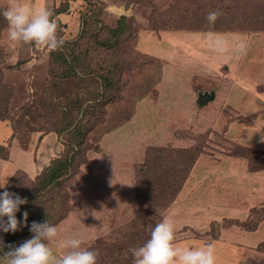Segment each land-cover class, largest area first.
<instances>
[{
    "label": "rangeland",
    "instance_id": "1",
    "mask_svg": "<svg viewBox=\"0 0 264 264\" xmlns=\"http://www.w3.org/2000/svg\"><path fill=\"white\" fill-rule=\"evenodd\" d=\"M7 1L0 0V8L16 2L10 0L6 5ZM237 1L240 3H234V7H238L237 12H232L233 17L244 19L245 29L239 27L243 30L240 31L242 35L238 32L236 36H226L192 35L190 31L202 30L195 28L206 27L198 23L207 20L208 12H224L232 6L227 3L236 2L234 0H47L49 3L46 4L51 6H67L66 11L58 16L59 22L58 19L55 22L63 44L79 41L82 21L90 13L99 14L107 25H114L117 17L125 16L133 35L142 37L138 46L131 36L107 53L96 51L94 54V50H89L91 61L85 64L92 67L108 57L120 63L119 82L124 96L121 103L107 107L103 123L90 133V141L86 139L91 150L85 158L81 157L78 147L71 152L65 148L78 120L74 119L72 127L57 134L55 129L59 128L60 119L51 114L50 108L55 99L53 91L64 92L70 96L64 106L67 107L65 112L69 113L68 107L73 102L81 105V114L85 113L86 104H81L83 95L77 89V83L72 79L63 84L58 81L56 76L62 69L58 68V60L55 67L51 66V49L31 42L9 41L7 21L0 16V69L5 72L2 83L13 90L8 111L15 120L23 105L31 106V112L17 120L16 133L9 120L0 121V143L8 146L9 152L7 161L0 162V186L10 182L4 190L12 185L16 190L13 193L26 197L41 172L61 156L63 148L71 153L70 157L77 156L64 182L71 209L56 225L58 234L61 238L82 236L81 247L96 251V264H125V261L133 260L130 249L147 240L151 230L147 229L149 222H158L168 210L158 214L157 220L156 194L150 195V202H154L151 205L147 199L139 204L136 200L132 186L145 150L158 147L152 144L165 142L174 150L189 146L191 154L184 156L191 160L195 157L193 154H200L192 169L186 157L175 155L179 161L175 164L173 161L164 162L157 172L159 187L163 189L171 185L169 179H175L177 187L187 178L177 196L178 205L168 217L174 226H192L193 229L180 230L176 240L179 243L174 246L203 248L211 245L215 264H264V225L258 228L255 236H240L233 232L246 230L248 233L246 228L249 226H242L248 211L257 208L253 210L256 220L263 214L258 207H264V171L250 174L246 167V161H250L253 169H264V0ZM18 2L31 8L46 7L43 0ZM230 18L233 19L229 13L224 14L226 21ZM233 20L232 26H237L239 20ZM93 28L88 27V30ZM162 30L167 33L181 31L182 34L154 36V32ZM217 38L225 42L226 51L223 53L215 51L210 44ZM167 41L174 42L175 50L172 42L169 48L177 55L174 61L165 58L169 67L161 64L163 62L158 58L161 56L149 50L154 44L159 51ZM241 45L244 46L242 52L239 51ZM61 47L62 44L58 48ZM163 48L161 52H169V48ZM80 49L81 46L78 52ZM60 53L69 60V51ZM165 78L171 79L160 88ZM186 88H189L191 101L184 106L185 109L182 106V116L171 117L174 122L169 131L162 132L166 128L163 107L175 106L184 100L175 95L179 98L175 102L170 93L186 95ZM199 89L201 94L204 91L213 93V97L209 101L205 99L200 108L195 104L200 97ZM144 93L146 98H141ZM61 102L64 104L65 100L61 99ZM75 108L73 116L78 115ZM163 112L164 116H160ZM46 125H49L48 131ZM226 126L228 129L223 133ZM30 130L36 132L30 133ZM95 142L101 149L94 148ZM241 149L247 150L246 156L239 157L243 154ZM17 170L21 172L13 178ZM38 203L35 206L42 207L53 218L64 209L63 202L58 203L51 192ZM138 212L141 221L135 219ZM223 230L229 231L222 233ZM229 236L231 240H228ZM236 242L248 245L242 256L235 253L239 252L236 248L229 254ZM259 242L262 243L258 245ZM49 247L55 257L66 251L59 248L56 241Z\"/></svg>",
    "mask_w": 264,
    "mask_h": 264
},
{
    "label": "trees",
    "instance_id": "2",
    "mask_svg": "<svg viewBox=\"0 0 264 264\" xmlns=\"http://www.w3.org/2000/svg\"><path fill=\"white\" fill-rule=\"evenodd\" d=\"M236 2H228L227 4L231 7L229 9H226V11H219V15L215 19L214 23H209L208 20L200 21L199 25H204L206 27L201 28H195V29H202V30H194L190 31L191 33H235L242 34L240 31H243L241 28L245 29V20L237 17L239 20V24L237 26H232L236 18L233 17V13L237 10V5L234 7V3L239 4L237 0H234ZM67 6L65 5L64 8H57L52 9L51 13L52 16L50 19H53L60 13H64L66 11ZM228 11V12H227ZM233 12V13H232ZM237 12V11H236ZM229 13L230 16L233 18L229 21H226L224 19V14ZM125 16H119L116 18L114 25H107L105 24L99 14H93L90 13L88 17L85 18V20L82 21V31L79 32L78 38L74 43H62L61 48H57L55 50H52L49 53V59L51 62V66L55 67L57 60L59 63L58 68L62 69V72L56 76L58 77V81L60 83H66L69 79H72L75 83H77V89L81 90V93L83 96H81V104H86V112L81 114V105L79 103L75 104L73 102H70V106L68 107L70 109L69 113H66L65 110H67V101L69 100V94H65L64 92H60L59 94L53 91V94L55 95V99H53L51 108V114H54L57 116L59 120V128L57 130L55 129L57 134H61V132L68 128L72 127L73 120L77 119L78 124L74 128L72 132V137L69 140V143L66 145L65 148L69 149L70 152L73 151L75 148L78 147V150L81 151V157L85 158V154L91 150V147H88L86 139L89 138L90 141V133L96 128V126L103 123L104 116L106 114V110L108 106H112L114 104L121 103L122 97L124 96V92L122 89L123 86L119 82V75L120 70L122 69V66L118 62H113L108 56V59H103L102 61H99V64H95L93 67L89 64H85L86 61H91L89 50H94V54L96 51L107 53L111 50V48L118 47L119 43L128 39H131V36L133 38V43L135 45H139L140 35H133L132 29L127 22L128 18ZM245 18V17H244ZM127 20V21H126ZM103 22V23H102ZM88 27H94L92 30H88ZM241 27V28H239ZM1 30V29H0ZM154 30V29H153ZM192 30V29H191ZM167 31V30H166ZM162 32H165L162 30ZM160 32H154L155 37H159V35L162 33ZM153 34V33H152ZM86 40V41H84ZM89 44V46H86V43ZM85 45L87 49L83 48ZM81 49L78 52V48ZM138 48V47H137ZM65 50L69 51V60L65 57V55L61 54V51ZM137 54L138 52H135ZM138 55V54H137ZM105 56V55H104ZM56 58V59H55ZM6 67L4 66V69ZM81 69L83 72L81 73L77 69ZM8 69V68H7ZM4 71L2 72L0 69V89L2 92H0V101L2 102V108H0V121L9 120L11 122V129L14 133L18 131V121L21 120L23 117L29 114L31 112V106L30 105H23L20 108V115L17 117V119H13V115L9 113L8 107L11 102V97L13 94V90L11 87H9L7 84L2 83ZM68 83V82H67ZM56 87V84H53ZM127 87V86H126ZM125 87V90H126ZM75 90V89H74ZM201 89H199L198 94L200 97H206V99L209 101L213 97V93L210 94L205 92L201 94ZM123 92V93H122ZM57 96V97H56ZM200 97L197 98L196 106L198 108L203 107L204 103L200 100ZM61 99H63V102L65 100L64 104H61ZM58 100V101H57ZM207 101V102H208ZM76 107V108H75ZM76 109L77 111L76 116H73L74 112L73 109ZM56 109V111H55ZM64 111V112H63ZM73 113V114H72ZM86 115L88 118L86 119ZM73 116V117H72ZM163 124H165V119ZM49 125H46L45 130H47V127ZM227 127V126H226ZM226 127L223 128V133L226 130ZM163 131H167V129H163ZM36 132L34 130H30V133ZM13 133V134H14ZM74 142V143H72ZM18 143V142H17ZM153 145V144H152ZM181 145V143L179 144ZM20 145H16L18 148ZM95 146L99 148L97 143H94ZM158 147L151 148L148 147L145 150V156L142 161V163L139 165V169L135 172L134 176V184H133V191L136 194V200L139 203L142 202V200L147 199L149 201V204H153L154 202H150V195L152 193L156 194L154 196L155 201L157 202L158 207H156V216L157 220H159L158 214L163 213L164 211L167 212L172 207L173 203L177 199L178 194L180 193L181 189L185 185V181L187 178L183 179L182 185H179L176 187V180L175 179H169L171 180V185H166V189L159 187L160 184V178L157 174L159 168L161 165H164V162L170 163L173 161V164H175L177 158L179 157H186L184 154H191L189 151V146L183 145L181 149L174 150L170 147H167V142L163 144L155 145ZM22 148V147H19ZM153 150V151H152ZM243 154L239 155V157H244L247 155V150L241 149ZM70 152H65L64 148L61 153V156L53 160L48 168L43 170L39 177L36 179L33 189L31 193H29L26 197L27 203L20 206V211L16 213L17 219L22 220V213L24 211H27L28 217H27V225L24 227H21L16 232H8V233H2L0 232V237H2L4 241L5 251L7 250V247L9 246H15L19 245L21 242H23L25 239L30 238L32 233L29 231V225L32 221L42 222L44 220H47L49 223L57 225L65 216L67 212L71 209L70 205L68 204V193L66 191L65 185V179H67L69 171L71 170L72 165L74 164V160L77 156L74 158L70 157ZM178 155L177 158L174 156ZM191 156V155H190ZM193 159H189V156L186 157V160L189 161V166L192 169L193 164L197 160L198 156L200 154L197 152L193 154ZM9 157L8 152V146H4L0 144V162L7 161ZM264 157V155H263ZM249 158V157H248ZM246 167L247 171L249 173H256L264 171L263 168L260 169H253L250 161H246ZM21 171H16L13 175L14 176ZM188 175V174H187ZM186 175V176H187ZM132 180V179H131ZM133 181V180H132ZM10 183V182H9ZM9 183H5L4 188ZM12 186V185H11ZM7 188L9 192H15L16 190L14 188ZM164 187V186H163ZM176 187V188H175ZM4 188L1 190L3 191ZM175 188V189H173ZM0 190V191H1ZM11 190V191H10ZM52 193L55 197V200L58 201V203L63 202L62 206L64 207L63 211L60 213L59 216L53 218V216L49 215L46 210H44L40 206H35L39 204L38 202L40 199H43L47 196V194ZM152 197V196H151ZM153 198V197H152ZM154 207V206H153ZM257 208H251L248 211L247 219L244 223H242V226L245 224L249 227L246 228L248 232H255L258 230V228L264 223V207H258V209L263 210V214L260 217H257L256 220H254L253 216V210ZM139 212L136 214L135 219H138ZM162 219V217L160 216ZM134 219V220H135ZM142 218H139L138 220L141 221ZM160 221V220H159ZM158 221V222H159ZM253 221V222H252ZM149 222V227L147 229H152L156 223ZM234 223H239L238 221H233ZM227 223V221H226ZM264 225V224H263ZM241 226V227H242ZM143 227H146L145 225ZM183 230H187V228H184ZM245 230V229H244ZM151 232V230H150ZM149 232V235H150ZM246 232V230H245ZM148 235V237H149ZM147 237V239H148ZM261 244V243H260ZM258 244V245H260ZM125 261V260H124ZM132 261H125V264H132Z\"/></svg>",
    "mask_w": 264,
    "mask_h": 264
},
{
    "label": "clouds",
    "instance_id": "3",
    "mask_svg": "<svg viewBox=\"0 0 264 264\" xmlns=\"http://www.w3.org/2000/svg\"><path fill=\"white\" fill-rule=\"evenodd\" d=\"M219 11L207 13L208 22L214 23ZM0 16L7 21V38L11 42H24L42 45L55 50L63 40L58 37L57 25L50 19L52 13L46 7L31 8L18 2L0 8ZM213 49L219 53L226 51L225 42L219 38L210 41ZM239 51H244L241 45ZM0 188H4L0 186ZM27 203L26 198L8 190L0 191V232H16L27 225V211L18 220L16 213L20 206ZM32 235L19 245L9 246L5 251L4 241L0 237V264H96L97 253L94 249L81 247L82 236L61 238L56 225L47 220L32 221L28 226ZM56 241L58 247L66 250L55 257L49 245ZM175 231L173 221L164 216L151 229L148 239L133 247L130 252L132 264H215L211 245L203 248L174 246Z\"/></svg>",
    "mask_w": 264,
    "mask_h": 264
},
{
    "label": "crops",
    "instance_id": "4",
    "mask_svg": "<svg viewBox=\"0 0 264 264\" xmlns=\"http://www.w3.org/2000/svg\"><path fill=\"white\" fill-rule=\"evenodd\" d=\"M32 1V0H31ZM44 2H45V6H46V8L47 9H49L50 11L52 10V9H57L58 8V6H51V5H49V4H46V3H49V2H47V0H43ZM9 2H10V0H8L7 2H6V5H8L9 4ZM61 14V13H60ZM60 14H58L56 17H54L52 20H54L55 22H56V19H58V22H59V15ZM165 33H167V32H163V33H161V35L163 34H165ZM168 34H170L171 36H174V35H181L182 34V32L181 31H177V32H170V33H167V35ZM199 34H213V35H219V34H222V35H226V36H236V34L235 33H192V35H199ZM238 35H242V34H238ZM158 38V37H157ZM160 39V38H159ZM198 39V38H197ZM172 43H173V49H174V42L173 41H171ZM171 42H168L167 41V45L166 46H164V48L163 47H161V48H163V50H167V48H169V44L171 43ZM145 44H146V46H147V42H145ZM150 44H152V42H150ZM155 46L156 45H154V44H152V45H150L149 47V50H150V52L152 51L154 54H157V55H159V56H161L162 58H160V57H158L163 63H161V64H164V66L166 67H169L170 65H169V61H167V60H165V58H170V60L172 61H174V58H175V56H177L176 54L174 55L172 52H174V51H171L170 50V48L168 49V53L166 52V51H160L161 50V48H160V52H161V54H159V51H158V49H155ZM143 50H144V48H143ZM175 50V49H174ZM140 53H141V51H140ZM180 64L182 63V61H180L179 62ZM202 67V66H201ZM171 78H165V81L163 82V81H161V82H163V83H161L159 86H160V88H161V86L163 85V84H166L167 82H166V80H170ZM158 82H156V86H158V84H157ZM186 90H187V94L185 95L184 93H180L179 92V94L177 93V92H172V93H170V96H171V98L173 97V99H174V101L175 102H178V100H179V98L180 97H183L184 98V100H183V103H181V104H176L175 106H172L171 104L169 105V106H167V107H163V110H164V112H165V116H166V118H165V124H163L164 125V127H166V128H164V129H167V132L169 131V129L171 128V126L173 125V122L174 121H172L173 120V118L171 119V117H175V118H177V117H179V116H182V114H183V111H184V109H185V107L184 106H188V102H190L191 101V99H192V96L190 95V93L188 92L189 91V88H186ZM175 95H177L178 97H176ZM199 95V94H198ZM146 93H144V95L143 96H141V98H146ZM184 107V109H183V107ZM163 110H161V111H163ZM197 110V109H196ZM164 112H163V114H160V116H164ZM170 114H171V116H170ZM169 124V125H168ZM166 125H168V126H166ZM1 128V127H0ZM228 129V127L226 128V130ZM5 130V129H4ZM95 130V129H94ZM143 130V129H142ZM225 130V131H226ZM6 132H7V130H6ZM5 132V133H6ZM162 132H163V130H162ZM140 133V132H139ZM116 137H114L112 140H114ZM96 143V142H95ZM1 144V143H0ZM98 145V144H97ZM153 145H158V144H153ZM99 146V145H98ZM99 149H101L100 148V146H99ZM249 173V172H248ZM256 173H258V172H256ZM256 173H250V174H256ZM259 173H261V172H259ZM2 179L4 180V177H2ZM0 183H2L1 182V178H0ZM181 192V191H180ZM184 197H187V195H184ZM177 201L178 200H175V202L173 203V205H172V207L170 208V210L168 211V212H166V215L165 216H168L170 213H171V211H173V208L175 207V206H177L178 205V203H177ZM177 203V204H176ZM177 211V208H175V212ZM225 218H231V217H225ZM224 218V219H225ZM223 219V218H222ZM221 219V220H222ZM215 222V221H214ZM214 222H212V224L214 223ZM263 225V224H262ZM187 227H191L192 229H193V227L192 226H183V227H177V226H174V231H175V241H174V243L175 244H177L178 245V241H176L177 239H178V237H177V235L178 234H180V230H183V228H187ZM229 230H223L222 231V233H225V232H228ZM233 231V230H232ZM235 234H238V235H240V236H251V235H253V236H255L254 234L255 233H257V230L255 231V232H243V231H240V230H234L233 231ZM228 238V240H231V237L229 236V237H227ZM177 242V243H176ZM260 243H262V242H259L258 244H260ZM255 244V241L253 240V242H252V245H254ZM251 245V244H250ZM180 246V245H179ZM248 245L247 244H243V243H238V242H236L235 243V247L234 248H232V249H230L229 250V254L230 253H232V251L236 248V250L237 251H239V252H235V253H238V254H240V256H242L243 255V252H244V249L247 247ZM184 247H188L187 245L186 246H184Z\"/></svg>",
    "mask_w": 264,
    "mask_h": 264
},
{
    "label": "water",
    "instance_id": "5",
    "mask_svg": "<svg viewBox=\"0 0 264 264\" xmlns=\"http://www.w3.org/2000/svg\"><path fill=\"white\" fill-rule=\"evenodd\" d=\"M205 99H206V97H203V96L200 97V100H201L202 102H205V101H206Z\"/></svg>",
    "mask_w": 264,
    "mask_h": 264
}]
</instances>
